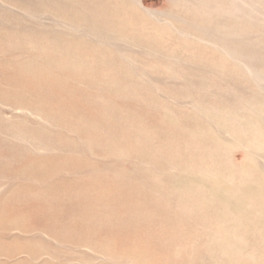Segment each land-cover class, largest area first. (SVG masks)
I'll return each mask as SVG.
<instances>
[{
    "label": "rangeland",
    "instance_id": "obj_1",
    "mask_svg": "<svg viewBox=\"0 0 264 264\" xmlns=\"http://www.w3.org/2000/svg\"><path fill=\"white\" fill-rule=\"evenodd\" d=\"M263 248L264 0H0V264Z\"/></svg>",
    "mask_w": 264,
    "mask_h": 264
},
{
    "label": "bare ground",
    "instance_id": "obj_2",
    "mask_svg": "<svg viewBox=\"0 0 264 264\" xmlns=\"http://www.w3.org/2000/svg\"><path fill=\"white\" fill-rule=\"evenodd\" d=\"M18 13H19V12H18ZM251 113H252V112H251ZM260 114H261V113H260ZM255 122H256V121H255ZM260 124H262V123H260ZM218 138H219V137H218ZM258 142H259V140H258ZM258 142H257V143H258ZM225 143H226V142H225ZM258 144H259V143H258ZM188 146H189V145H188ZM181 148H182V147H181ZM183 149H184V148H183ZM185 149H186V148H185ZM173 150H174V149H173ZM173 150L170 149V151H173ZM177 150H178V149H177ZM196 150H197V149H196ZM223 152H225V151H223ZM184 153H185V152H184ZM194 153H195V152H194ZM196 154H197V152H196ZM190 156H191V154H190ZM192 156H194V155H192ZM197 157H198V156H197ZM172 159H174V158H172ZM172 159H171V160H172ZM187 160H188V159H187ZM186 162H187V161H186ZM185 166H186V165H185ZM183 169H184V168H183ZM221 184H222V183H221ZM223 184H224V183H223ZM213 194H214V193H213ZM230 213H231V212H230ZM231 214H232V213H231ZM226 216H227V215H226ZM200 218H201V217H200ZM229 218H230V217H229ZM213 223H214V222H213ZM213 223H212V224H213ZM236 224H237V223H236ZM214 225H215V223H214ZM232 225H233V224H232ZM232 228H234V227H232ZM233 230H234V229H233ZM219 231H220V230H219ZM225 232H226V231H225ZM236 232H238V231H236ZM240 233H241V231H240ZM230 234H231V233H230ZM218 235H221V234L219 233ZM238 238H239V240H241L240 237H238ZM248 240H249V239H248ZM228 244H229V243H228ZM227 246H228V245H227ZM243 246H244V245H243ZM255 246H256V245H255ZM224 247H225V246H224ZM263 249H264V248H263ZM251 250H252V249H251ZM215 252H216V249H215ZM249 252H250V251H249ZM247 257H249V255H248ZM231 260H232V259H231ZM238 260H239V259H238ZM229 263H230V262H229ZM223 264H224V263H223Z\"/></svg>",
    "mask_w": 264,
    "mask_h": 264
}]
</instances>
